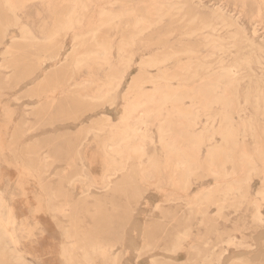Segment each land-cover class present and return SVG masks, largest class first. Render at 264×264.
Wrapping results in <instances>:
<instances>
[{"label": "rangeland", "instance_id": "374dc122", "mask_svg": "<svg viewBox=\"0 0 264 264\" xmlns=\"http://www.w3.org/2000/svg\"><path fill=\"white\" fill-rule=\"evenodd\" d=\"M85 1L87 11L81 15V26L70 30L65 39L57 33L71 9L65 0H23V5H17L16 16L0 7V196L5 204L0 220L7 231L0 229V264H64L63 246L69 250L67 264H264V110L262 115H256L253 100H244L247 93L257 88L264 95V50L257 47L264 41V0ZM155 6H168L163 10L169 15L166 13L154 30L142 33L133 29V15L116 30L113 26L95 30L101 21L100 8L105 7L111 14L127 8L135 10V15L147 17V11ZM218 7L236 26L221 28L214 13ZM14 17L19 23L9 27L3 38L2 25ZM126 24L129 27L125 28ZM203 25L217 26L219 31L202 29ZM21 26L29 30V36H22ZM236 32L240 33L233 40L224 42L234 45L229 51L218 52L205 45L209 36L226 38ZM58 35L60 38L56 39ZM93 35L110 44V65L118 62V43L136 37L129 67L112 70L108 64L100 66L102 62L93 59L76 71L64 66L62 62L72 51L75 36L81 46L78 54L95 52L90 40ZM244 35L253 45L243 41ZM164 56L167 59L162 65H146L151 59ZM219 59L223 61L220 64ZM186 68L198 76L190 80ZM221 69H232L238 81L234 94H224L236 106L237 111L232 113L235 123L245 117L259 123L249 127L248 133V129L239 127L236 140L226 145L216 137L202 146L195 157L190 155L191 141L185 142L179 135L201 131L207 112L200 111L199 100L193 104L189 95L193 87L208 81V76L220 74ZM120 72H124L121 80ZM162 73L167 75L166 81L161 80ZM56 83L60 84V91H55ZM154 83L170 91L166 92L170 93L169 102L161 103L163 96L155 92L158 85ZM100 85H108L109 92L99 94ZM217 92L222 93V88ZM130 104L137 106L136 113L142 111V123L152 140H141L142 158L131 156L127 167L130 169L140 160L144 169L154 160L158 172L154 175L159 183L151 185L140 178L139 171L131 170L127 186L103 190L97 183L102 182L103 176L113 174L109 170L116 168L121 159L120 153L110 154L107 150L116 148L117 133L128 125L134 113ZM155 109L162 110L161 120L147 117ZM196 114L200 116L196 128L189 127L187 120ZM167 115L179 123L173 122L168 135L159 142L156 132L159 126L168 127ZM95 125L97 131L93 130ZM101 127L106 128L105 132L98 131ZM210 144L222 148L213 163L225 170L221 174L229 177L227 181L209 169L206 153ZM120 149L126 152L129 148ZM243 155L248 157L249 165L243 164ZM178 161L187 162L184 170L174 168ZM186 174H190L192 186L183 194L174 184L177 177ZM78 175L92 182L88 191L79 182L70 184ZM122 176L116 173L111 177V188L118 185ZM230 180L234 191L223 199L222 194L227 191L223 186L217 190V185ZM199 192L214 195L211 198L217 201L191 214L187 202ZM181 231H189V238L180 251L170 254L167 249L178 240L177 233ZM63 232L68 239H63ZM92 247L108 250L104 256L83 260L81 251Z\"/></svg>", "mask_w": 264, "mask_h": 264}, {"label": "bare ground", "instance_id": "6f19581e", "mask_svg": "<svg viewBox=\"0 0 264 264\" xmlns=\"http://www.w3.org/2000/svg\"><path fill=\"white\" fill-rule=\"evenodd\" d=\"M22 1L23 0H0V7H2V9H4L5 11L11 13V14H14L15 15V12L17 11V5H21L22 4ZM25 1V0H24ZM30 1V0H29ZM35 1V0H34ZM68 2L71 4V9L69 10V12L66 14V21L62 24V25H59L58 26V34L60 36H62V38L64 37L65 39V36L68 34V32L70 33V30H72L75 26H77L78 24L80 25V21H81V15L82 13L85 11H87V5H86V1L85 0H65V2ZM88 1V0H87ZM118 3H121V0H116ZM155 1V0H154ZM153 3H156L154 2ZM158 2V0H156ZM162 1V0H161ZM224 1V0H223ZM259 1V0H258ZM263 1V0H262ZM115 2V3H117ZM171 2V1H170ZM235 2V1H234ZM21 3V4H20ZM89 3V1L87 2ZM114 3V4H115ZM27 4V3H26ZM152 4V3H151ZM23 5V4H22ZM95 5V4H94ZM154 5V4H153ZM92 6V5H91ZM19 7V6H18ZM166 8L168 6H165ZM165 7H161V6H155L153 7L152 9H149L147 12L150 14L149 16L147 17H143V16H140V15H135V10H130V9H122L120 10V12L118 13H108L106 12L105 10V7L104 8H100L99 9V15L98 17L101 18V21L99 22V24L97 25L96 29L95 30H98L100 27L102 28V26L104 27H107L109 28V26H113V28H118L120 25H121V22L124 21V20H128L131 18V15H133L132 17V28L133 29H138L139 31H141L142 33L144 31H148L149 29L155 27L156 25L159 24V22L162 20V18H164L163 16L168 12V11H165L163 9H165ZM23 8V7H22ZM91 8V7H90ZM151 8V7H150ZM175 8V7H174ZM170 9V8H168ZM167 9V10H168ZM173 9V8H171ZM234 9V8H233ZM24 10V9H23ZM112 10V9H111ZM110 10V11H111ZM261 10V9H260ZM172 11V10H171ZM170 12V11H169ZM175 12H179L178 11H175ZM214 13L217 14L218 16V19L221 21V28H225V29H230L234 26H236V23L234 21H232L231 19H228L226 18L225 16H223V13H222V10L218 7V8H214ZM168 14V13H167ZM166 14V16H167ZM169 15V14H168ZM16 16V15H15ZM97 16V15H96ZM258 16V15H257ZM178 17V16H177ZM176 17V18H177ZM186 17V16H184ZM63 18H65V16H63ZM167 18V17H165ZM172 18V17H171ZM97 19V17H96ZM195 19V18H194ZM254 19V18H253ZM64 20V19H63ZM82 22V21H81ZM128 22V21H127ZM193 22V21H192ZM18 19L16 17H14L10 22H8L7 24H3L2 25V30H1V35L3 38H5L7 36V32H8V28L9 27H13V26H16L18 24ZM182 23V22H180ZM179 23V24H180ZM188 24V23H187ZM261 24V23H260ZM78 25V26H79ZM81 26V25H80ZM79 26V27H80ZM126 26L129 27V24L125 25V28H127ZM159 26V25H158ZM78 27V28H79ZM155 28H153L154 30ZM202 29H209L211 30L212 32H217L219 31V28L217 26H212V25H203L202 26ZM22 36H29V30L27 31L26 27L25 26H21L19 28ZM100 30V29H99ZM135 31V30H134ZM255 31V30H254ZM93 32V31H92ZM175 32V31H174ZM238 33L240 32H236V33H233L230 35V37H226V38H222V37H214V36H209L205 42V45L208 46L209 48H211V50H217L218 52H225V51H229L231 50L232 48H234V45L232 43H228V45H224V42H230L231 40L234 39V37H236L238 35ZM214 34V33H213ZM255 34V33H254ZM32 35V34H31ZM59 35L56 37V39H59ZM194 35V34H193ZM192 35V36H193ZM82 36V35H81ZM81 36H79L80 38H82ZM187 37V35H185ZM184 36V37H185ZM191 36V35H190ZM85 37V36H84ZM200 37V36H199ZM136 38V37H135ZM135 38H129L128 40L126 41H120L118 43V47H117V56H118V62L116 64H111L110 65V62H111V54H110V44H107L106 42H103V41H100L98 40L94 35L91 36V41L93 42L96 50L95 52L93 53H89L87 55H80L77 53V49L78 47H81L79 46V38L77 36L74 37L73 39V48H72V51L70 52V54L64 59V61L62 62V64L64 66H66L67 68H70V67H74L75 71H76V68H79L81 66H84L83 64L87 63L86 61H93V60H97L99 62H102V65H109L110 68L113 69H122L124 68L127 69L129 67V61L130 60V55H131V47H133V45H135L136 43V39ZM243 41L247 42V43H250L253 45L252 41L247 38L245 35L244 37L242 38ZM83 40V39H82ZM114 40V39H113ZM57 41V40H56ZM111 41V40H110ZM42 42V41H41ZM63 41H61L62 43ZM31 43V42H30ZM34 43V42H33ZM46 43V42H45ZM48 43H52V42H48ZM59 42V44H61ZM72 44V43H71ZM47 45H50V44H47ZM62 46V45H61ZM257 47L259 50H264V41H260L258 44H257ZM112 48V47H111ZM137 48V47H136ZM187 53V52H186ZM185 53V54H186ZM192 53V52H191ZM220 54V53H219ZM195 54H192L191 56H193ZM200 55V54H198ZM170 56V55H169ZM174 56V55H173ZM172 56V57H173ZM197 56V55H196ZM210 57H212V55H209ZM231 56V55H230ZM153 57V56H152ZM156 57V56H154ZM171 57V56H170ZM175 57V56H174ZM169 58V57H168ZM215 58V57H214ZM218 58V57H217ZM93 59V60H92ZM167 57H163V58H155V59H151L150 61H148L146 63V65H148L149 67L150 66H153V67H157L158 65H162V63L164 61H166ZM170 59V58H169ZM210 59V58H209ZM145 61V60H144ZM196 61V60H195ZM204 61V59H203ZM85 62V63H84ZM197 62V61H196ZM223 61L221 59L218 60V63H222ZM243 62V61H242ZM90 63V62H89ZM88 63V64H89ZM98 62H96L97 64ZM104 63V64H103ZM166 63V62H165ZM200 64V62H198ZM245 63V62H244ZM61 64V63H60ZM61 64V65H62ZM92 64V63H91ZM86 65V64H85ZM93 65V64H92ZM90 65V66H92ZM95 65V64H94ZM98 65V64H97ZM96 65V66H97ZM201 66V65H200ZM203 66V65H202ZM211 66V65H210ZM188 67V66H187ZM199 67V66H198ZM209 67V66H208ZM222 68V67H221ZM187 69V76H189V79L190 80H193L195 77H197L198 75H196L195 73L191 74L190 70L189 71V68H186ZM78 70V69H77ZM222 72L214 77H209L208 76V81L206 82H200L197 86L193 87L191 89V93L189 95V98L191 99V101L193 102V104H200V107H199V110L200 111H206L207 114H206V121H205V124H204V127L202 128L201 131H199L198 133H185L183 135H179L180 138H182V140L184 139H188L191 141L190 143V149L192 148V150H190V155L192 154L193 156H197L199 151L201 150V147L204 146L206 143L209 144L211 143L212 141H214L216 139V137H219L220 140L222 141V143L224 145H226L227 143L229 142H232V141H235L236 140V132L238 131V128H242L244 129L245 131L247 130V133L251 130H249V127H252V126H256L257 123H259L257 121V119H252L251 117H245L241 120V122L239 124H236L235 123V120L233 119L232 117V113L236 112L237 109H236V106L232 103V102H229L227 101V99L224 97V94L229 92L231 94H234L235 93V88H236V85H237V80L236 78L233 76V71L232 69H221ZM220 70V71H221ZM185 71V70H184ZM89 72V71H88ZM111 72V71H109ZM76 73V72H75ZM123 74L124 72H120V79L121 80L123 78ZM119 76V74H118ZM117 76V77H118ZM213 76V75H212ZM104 77V76H103ZM167 79V75H165L164 73H162V78L161 80L162 81H166ZM117 80V79H116ZM115 80V82H116ZM118 81V80H117ZM244 81V80H243ZM155 82V81H153ZM107 83V82H106ZM114 83V82H113ZM117 83V82H116ZM152 83V82H151ZM241 83V82H240ZM93 84V83H92ZM111 84V83H110ZM154 84H157V83H154ZM117 85V84H116ZM158 85V84H157ZM155 85V86H157ZM80 86V85H79ZM140 86V85H138ZM137 86V88H138ZM154 86V88H155ZM161 85L159 84L157 86V88H155V92H157L158 94H162L163 96V99L161 101V103H167L169 102L170 98L168 97V95L170 93H166V92H170V91H166L167 89H165L164 87H160ZM81 87V86H80ZM133 87V86H132ZM131 87V88H132ZM220 87L222 88V93H218L217 92V89ZM130 88V89H131ZM153 88V89H154ZM55 91H60L61 90V86L60 84L56 83V86H55ZM71 90V89H70ZM110 90V87H108V85H100L97 89V92L99 94H102L103 96V93H108ZM136 91V90H135ZM154 91V90H152ZM189 91V90H188ZM237 92V91H236ZM187 93V92H186ZM156 94V93H155ZM230 94V95H231ZM152 95V94H151ZM106 96V95H105ZM154 96V94L152 95ZM160 96V95H159ZM141 97V96H140ZM144 97V96H142ZM157 97V95H156ZM232 97V96H231ZM99 98H102L101 96ZM155 98V97H154ZM161 98V96H160ZM49 99V98H48ZM52 99V98H51ZM50 99V100H51ZM233 99V98H232ZM247 99H251L254 108H255V113L256 115L259 114L262 115L263 114V110H264V95L262 93V91L260 89H254V90H251L249 93H247V95L244 97V100H247ZM196 100H199V102L197 103ZM53 102V101H52ZM140 102V101H139ZM133 103V102H132ZM235 103V102H234ZM155 104V103H154ZM169 104V103H168ZM131 105V104H130ZM162 105V104H160ZM163 107V106H162ZM132 108V110L134 111L133 114L130 115V121L128 123V125H126L125 128H123L121 131H119L117 133V141L115 142L114 144V150H107L108 153L111 154V152H114L116 151L117 153H120L121 155V159L120 161L115 165L116 168H114L113 170H109V172H112L113 174H109V175H105L102 177V182L100 183H97V184H100L101 186V189L103 190H115V189H118V188H122L124 186H127V182L130 181L131 177L128 175V172H130L131 170H134L135 172L139 171L138 172V175L140 176V178H142L143 180L146 179V182H151L152 184L151 185H158V176H155L154 174L158 173L157 172V164L156 162L153 160L151 162L150 165H148L147 167H144V169H142L143 167V163L139 160L138 164L134 165L133 167H131L130 169L127 167V164L131 158V156H135V158L137 159H140L142 158V153H143V146L144 144L142 143L141 140H145V139H148V140H152V137L150 136V134H148L146 132V126L144 125V123H142V111L140 112H137L136 113V110L137 109V106L134 104H132L130 106V109ZM215 108H217V110H215ZM160 109V108H159ZM174 110V109H173ZM161 111H149L148 113L145 112V114L147 113V117L151 120V119H157V120H161ZM213 111H216L215 113ZM213 112V113H211ZM243 112H244V109H243ZM144 113V112H143ZM171 116V115H170ZM169 115L166 116V119H165V122L168 125V127L164 128L163 126H159L158 128V131L156 133L159 134V137H160V140L159 142H162L161 141V138L165 137L164 135H168V132L171 130V126L173 124V122H175V124H178L176 121L173 120V117H170ZM126 117V116H125ZM178 117V116H177ZM199 115L196 114V115H193L191 116V118H189L187 120V125L189 127H195L197 126L198 124V120H199ZM127 118V117H126ZM146 118V117H145ZM159 118V119H158ZM175 118V117H174ZM105 119V118H104ZM184 119V118H183ZM127 120V119H126ZM164 120V119H162ZM106 123H107V120H105ZM104 121V122H105ZM149 121V120H148ZM157 122V121H156ZM158 123V122H157ZM163 123V122H162ZM98 124V123H97ZM101 124V123H100ZM104 124V123H103ZM126 124V123H125ZM146 124V122H145ZM215 124H218V127L215 126ZM107 125V124H106ZM124 125V123H122V126ZM160 125V124H159ZM99 126V124H98ZM102 126V125H101ZM105 126V125H104ZM108 126V125H107ZM147 126H148V123H147ZM94 128L96 129L97 131V128H96V125L95 127H93V130ZM149 128V127H148ZM196 128V127H195ZM194 128V129H195ZM92 129V128H91ZM90 129V130H91ZM105 127H101L99 128V132H105ZM109 129V128H108ZM155 129V128H154ZM193 129V130H194ZM252 129V128H251ZM112 130V129H111ZM114 130V129H113ZM148 130V129H147ZM156 130V129H155ZM258 130V129H257ZM88 131V130H87ZM110 131V130H109ZM108 131V133H109ZM118 131V130H117ZM255 131V130H254ZM111 132V131H110ZM150 133V132H149ZM258 133V131H257ZM90 134V133H89ZM96 134H99V133H96ZM110 134V133H109ZM116 134V132H115ZM152 134V133H151ZM170 134V133H169ZM261 134V133H260ZM103 135V134H101ZM100 135V136H101ZM258 135V134H257ZM112 136V134H111ZM115 136V135H114ZM250 136H253V134L251 133ZM255 136V135H254ZM260 136V135H259ZM245 137V136H244ZM176 138V137H175ZM147 140V141H148ZM180 140V139H179ZM258 140V138H257ZM262 139L259 138V141H261ZM220 141V142H221ZM239 141V139H238ZM255 141V140H254ZM264 139L261 141L263 142ZM151 142V141H150ZM153 142V141H152ZM173 142H176V141H173ZM186 142V141H185ZM260 142V143H261ZM239 143V142H238ZM258 143V142H257ZM187 144V143H186ZM236 144V143H235ZM259 144V143H258ZM257 144V145H258ZM107 145V144H105ZM105 145L103 147H105ZM160 145V144H159ZM176 145V144H174ZM230 145V144H229ZM238 145V144H237ZM260 145V144H259ZM122 146H125L127 147L128 146V150L126 152H122L123 149L121 150L120 148ZM151 146V145H150ZM167 145H165L164 147H166ZM185 146V145H184ZM183 146V147H184ZM222 146V145H221ZM243 146V145H242ZM108 147V146H107ZM163 147V148H164ZM168 147V146H167ZM260 147V146H258ZM257 147V148H258ZM161 148V147H160ZM187 148V146H186ZM225 148V146L223 147ZM234 148V147H233ZM236 148V147H235ZM184 149V148H183ZM246 149V148H245ZM125 150V149H124ZM167 150V149H166ZM165 150V151H166ZM221 150L222 148L220 146H215V145H211L209 146L208 150H207V153H206V158H207V164L209 166V169L211 170V173L214 175V176H217L221 179H225V181H227V179L229 177L227 176H222V169L221 167H217L215 166V164L213 163L215 158H217L216 156H218V154L220 155L221 154ZM235 150V149H234ZM242 150V149H241ZM263 150V149H262ZM170 151V150H169ZM238 151V150H237ZM236 151V152H237ZM246 151V150H245ZM259 151V150H258ZM115 152V153H116ZM242 152V151H241ZM106 153V152H104ZM107 153V154H108ZM235 153V152H234ZM253 153V152H252ZM257 153L256 151L254 152V154ZM260 153V152H259ZM237 154H239L237 152ZM264 154V153H263ZM113 155V154H112ZM169 155V154H168ZM228 155V154H227ZM226 155V156H227ZM231 155V154H230ZM250 155V154H249ZM257 155V154H256ZM233 156V155H232ZM252 156V155H250ZM224 157V155L222 156ZM236 157V155H235ZM241 157V156H240ZM134 158V157H133ZM132 158V159H133ZM150 158V157H149ZM220 158V157H219ZM239 158V157H238ZM237 158V161L239 160ZM252 158H255L252 157ZM263 158V157H262ZM136 159V160H137ZM198 159V157H197ZM225 159V157H224ZM234 159V158H233ZM242 161L245 160V162H243L244 165L250 163V161H248V157L243 155L242 156ZM258 159V158H257ZM256 159V160H257ZM142 160V159H141ZM258 160H261L258 159ZM264 160V159H263ZM216 161V160H215ZM218 161V160H217ZM236 161V160H235ZM237 161L235 163H237ZM241 161V162H242ZM254 161V160H253ZM224 162V160H223ZM187 162H184V161H178L175 163V167L176 170L179 169L178 171H182L186 168ZM232 163V162H231ZM254 163V162H253ZM169 164V162H168ZM242 164V165H243ZM252 164V163H251ZM237 165V164H235ZM241 165V167H242ZM257 165V164H256ZM142 166V167H141ZM238 166V165H237ZM236 167V166H235ZM234 167V168H235ZM250 167V166H249ZM39 168V167H38ZM215 168H219V171L216 172L214 170H216ZM248 168V167H247ZM246 168V169H247ZM252 168V167H251ZM255 168V167H254ZM240 169V168H239ZM253 169V168H252ZM175 170V172H176ZM213 170V171H212ZM235 170V169H234ZM238 170V169H237ZM256 170V169H255ZM254 170V171H255ZM242 171V170H240ZM141 172V173H140ZM250 172V171H249ZM256 172V171H255ZM116 173H122L123 176L121 177L122 180L118 183L117 186H114L111 188V177H114V174L116 175ZM142 173H145L144 175H142ZM178 173V172H177ZM248 173V172H247ZM107 174V173H106ZM127 174V175H126ZM134 174V173H133ZM182 174V173H181ZM191 174V173H190ZM190 174H186V175H183L181 177H177V180L175 181V186H177L178 190L183 193V194H187V192L190 191V188L192 186V182L190 181ZM158 175V174H157ZM247 175V174H246ZM232 176V175H231ZM95 177H93L92 179L94 180ZM233 179V178H232ZM247 179V177H246ZM245 179V180H246ZM250 180V179H249ZM220 182L219 183H216L219 184V186L217 185V190H220L221 187L223 186L225 188V190L227 192H223L222 194V198L224 199L225 196H228L229 194H231V192L233 193L234 191V186H233V181L231 182ZM75 182H79L83 185V187L85 188L86 191H88L91 187H92V182L89 181L88 178L86 177H83V176H76L75 178L72 179V181H70V184L72 183H75ZM236 182V181H235ZM234 182V183H235ZM240 182H243L240 181ZM239 182V183H240ZM129 183V182H128ZM248 183V182H247ZM66 184V183H65ZM80 185V184H79ZM150 185V186H151ZM235 185V184H234ZM237 185V183H236ZM242 184H240V187H241ZM149 186V184H148ZM237 187V186H235ZM239 187V188H240ZM82 188V187H81ZM219 192V191H218ZM86 193V192H85ZM180 193V194H181ZM88 195V193H87ZM262 195V194H261ZM212 196L214 195H209L208 193H202V192H199V193H196L194 194L190 199L189 201L187 202V208L189 210V213L191 214H194L195 211H202L203 207L205 206H208L209 203H213L215 205L216 201L214 202V200L211 198ZM53 197V196H52ZM187 197V196H186ZM216 197V196H215ZM214 197V198H215ZM227 198V197H226ZM54 199V198H53ZM103 199V198H102ZM4 200L2 199V197L0 196V213H1V210L3 209L4 207ZM223 201V200H222ZM221 202V201H220ZM222 204V203H221ZM211 205V204H210ZM216 206H218L219 208V205L218 203L216 204ZM221 207V206H220ZM219 212V211H218ZM221 213V212H220ZM204 214V213H202ZM257 219L260 221V215L257 214ZM4 225L2 224V221L0 220V229L3 230V232L7 233V231L4 229L3 227ZM2 232V233H3ZM10 233V232H9ZM189 233V231H188ZM187 233V231H184V232H179L177 233V239L176 241L172 242L167 251L170 253V254H176L178 251H180L181 247H182V243L184 241H187V239L189 238V234ZM62 237L63 239H68L69 236L66 232H63L62 234ZM206 245V244H205ZM229 245V244H228ZM86 247V246H85ZM68 247H64L63 246V257H64V264H67V260L70 261V259H68L69 257V250H67ZM88 248V246H87ZM84 249L81 251V258L83 260H86V261H89L92 259L93 256H104V254L107 252L108 249L104 248V247H101V248H90V249ZM78 249V248H77ZM80 249V248H79ZM208 249V248H207ZM205 249V250H207ZM214 249V248H213ZM193 251H197V252H200L198 249H195V248H192ZM204 251V249H203ZM78 254H79V251H76ZM14 254V253H13ZM202 255V254H201ZM199 256V255H198ZM24 257V256H23ZM196 258V257H195ZM204 258V257H203ZM115 259V258H114ZM118 259V258H117ZM199 259V258H198ZM198 259H195V260H198ZM26 260V259H25ZM113 260V259H112ZM85 261V262H86ZM119 261V260H118ZM115 262V261H114ZM196 262V261H195ZM29 263V262H28ZM69 263V262H68ZM119 264V262H118ZM151 264H158L156 263L155 261H151ZM162 264H165V263H162ZM193 264H197V263H193Z\"/></svg>", "mask_w": 264, "mask_h": 264}]
</instances>
